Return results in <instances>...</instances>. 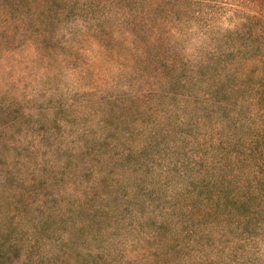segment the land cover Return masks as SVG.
Instances as JSON below:
<instances>
[{
    "label": "rangeland",
    "instance_id": "374dc122",
    "mask_svg": "<svg viewBox=\"0 0 264 264\" xmlns=\"http://www.w3.org/2000/svg\"><path fill=\"white\" fill-rule=\"evenodd\" d=\"M0 264H264V0H0Z\"/></svg>",
    "mask_w": 264,
    "mask_h": 264
},
{
    "label": "trees",
    "instance_id": "16d2710c",
    "mask_svg": "<svg viewBox=\"0 0 264 264\" xmlns=\"http://www.w3.org/2000/svg\"><path fill=\"white\" fill-rule=\"evenodd\" d=\"M226 190H227V189H226ZM226 190L223 191L222 189H218V190L215 191V195H216V196H219V197H222ZM213 199H214V198L208 200V201L206 202V204L203 206L204 208H203V207H200L199 210H198V212H201V213H202V212L204 211V215H205V217L208 216L207 213H211V211H212V205H213L212 200H213ZM208 204L210 205V206H209V209H207V205H208ZM165 223H168V224H169V221H168L167 219H165V220L163 221V225H164ZM190 223L193 224V226L191 225V227L194 229V231L197 230V229H196V227H197L196 224H198V222H195V223H194V222H193V219H192V220L190 221ZM194 231H193V232H194ZM198 232H199V231H198ZM156 236H157V232L154 233V237H156Z\"/></svg>",
    "mask_w": 264,
    "mask_h": 264
}]
</instances>
